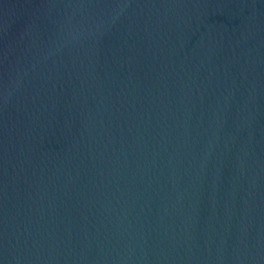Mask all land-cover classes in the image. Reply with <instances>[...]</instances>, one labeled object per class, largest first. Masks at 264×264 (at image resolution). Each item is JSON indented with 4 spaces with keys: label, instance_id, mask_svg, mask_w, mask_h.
Listing matches in <instances>:
<instances>
[{
    "label": "water",
    "instance_id": "95a60500",
    "mask_svg": "<svg viewBox=\"0 0 264 264\" xmlns=\"http://www.w3.org/2000/svg\"><path fill=\"white\" fill-rule=\"evenodd\" d=\"M0 264H264V0H0Z\"/></svg>",
    "mask_w": 264,
    "mask_h": 264
}]
</instances>
